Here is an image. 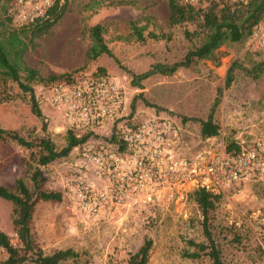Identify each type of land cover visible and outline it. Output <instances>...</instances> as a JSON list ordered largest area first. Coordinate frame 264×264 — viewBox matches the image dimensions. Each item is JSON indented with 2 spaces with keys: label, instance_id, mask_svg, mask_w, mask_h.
I'll list each match as a JSON object with an SVG mask.
<instances>
[{
  "label": "rangeland",
  "instance_id": "obj_1",
  "mask_svg": "<svg viewBox=\"0 0 264 264\" xmlns=\"http://www.w3.org/2000/svg\"><path fill=\"white\" fill-rule=\"evenodd\" d=\"M91 1L67 0L62 18L36 38L35 45L25 53L26 64L44 78L66 73L92 75L104 69L124 85L133 110L144 116L167 115L176 121L185 154L209 142L264 136V71L256 77L246 73V69L264 62L263 34L257 39L247 35L239 41L227 40L208 57L173 73L153 72L154 65H170L201 44V16L171 26L167 0H106L93 8ZM7 4L13 13L12 26L19 27L15 14L21 7L17 0ZM132 20L144 27V35L152 31L166 37L138 41L131 35ZM97 23L105 26L103 38L112 55L87 60L89 29ZM258 40L261 44L256 43ZM234 61L237 67L233 80L226 85V72ZM144 73L149 74L139 77ZM21 75L24 77V72ZM53 82L33 81L35 96L39 99L41 90ZM216 97L213 120L220 131L209 139L202 138L200 125L193 118L206 119ZM38 102L44 119L31 112L28 92L11 81L0 83V127L28 139L47 137L57 149L63 148L66 129L74 122L52 106ZM95 131H100L92 137L95 140L107 132ZM74 153L72 149L68 155L41 166L42 180L36 187L30 175L37 163L30 152L12 141L0 142V184L14 189L16 180L23 178L31 190L62 193L60 201L39 199L34 205L31 231L46 253L66 248L84 253L79 260L69 259L62 264H126L129 253L150 238L147 264H212L207 255L188 243H206L202 214L192 199V190L178 191L172 200L164 199L159 204L125 207L108 222L86 221L73 208L67 191ZM11 214V202L0 198V231L15 238ZM209 223L223 264H264V181L250 180L227 187L210 213ZM194 251H199L200 257L188 256Z\"/></svg>",
  "mask_w": 264,
  "mask_h": 264
},
{
  "label": "built area",
  "instance_id": "obj_2",
  "mask_svg": "<svg viewBox=\"0 0 264 264\" xmlns=\"http://www.w3.org/2000/svg\"><path fill=\"white\" fill-rule=\"evenodd\" d=\"M52 3L17 0L21 8L15 19L20 26L29 25ZM260 34L264 38V25L252 36L257 39ZM38 101L73 121L82 133L91 132L85 143L73 148L75 159L66 184L73 208L91 223L108 222L131 205L146 207L172 200L178 191L202 187L220 193L233 184L264 181V136L253 140L235 137V151H227V143L220 140L185 154L176 121L167 115L144 116L133 110L116 76L73 75L43 88ZM96 129L107 132L95 140L92 137L100 132Z\"/></svg>",
  "mask_w": 264,
  "mask_h": 264
},
{
  "label": "trees",
  "instance_id": "obj_3",
  "mask_svg": "<svg viewBox=\"0 0 264 264\" xmlns=\"http://www.w3.org/2000/svg\"><path fill=\"white\" fill-rule=\"evenodd\" d=\"M9 0H0V83L14 82L23 92L30 94L31 112L44 119L39 106L38 98L35 96L32 82L37 81H58L70 80L71 73L62 75H49L44 78L37 69L26 64L24 55L27 50L35 45V39L47 33L62 18L67 0H53L46 12L34 19L29 25L13 27V13L9 12ZM106 0H92L90 6L98 7ZM229 0H207L205 4H187L182 0H167L169 7L168 23L173 26L201 16V32L203 40L198 47L189 50L182 59L170 65L156 64L153 72L158 71L164 74L173 73L181 67H189L199 59L211 55L225 41H239L264 23V0H248L246 3ZM131 35L138 41H145L147 37L158 39L165 38L164 33L156 34L150 31L143 34L144 27L139 26L135 20L129 22ZM91 43L86 52L87 60H95L101 55L111 56V50L103 38L105 26L102 23L93 25L90 29ZM237 62H232L226 72V85L233 80V71ZM264 71V62L258 63L246 73L258 76ZM21 72H24L22 77ZM104 69H98L93 76L105 75ZM144 73L139 77H146ZM137 77V76H136ZM216 97L213 106L206 119L193 118L200 125L202 138H210L217 135L220 126L213 120V111L217 104ZM133 107V106H132ZM91 136V132H81L76 126L71 125L66 129V145L57 149L53 141L47 137L25 138L12 130L0 127V142L12 141L30 152L35 159L37 166L32 169L31 180L37 187L42 180L40 167L64 157L78 145L85 143ZM237 150L234 140L227 141V151ZM192 199L198 205L202 214V230L206 237V243H195L188 240V243L207 255L212 264H223L221 250L212 237L209 228L210 213L216 208L221 197L220 193L211 192L199 187L191 192ZM0 198L10 201L12 204L11 223L15 238L0 231V264H62L66 260H79L83 252L71 248L58 249L52 253H46L33 237L30 221L35 203L39 200L60 201V191L31 190L23 178L15 182L14 189H9L0 184ZM15 239V242H13ZM152 240L147 238L142 245L132 253H129L126 264H147ZM199 251L188 253L191 258L200 257Z\"/></svg>",
  "mask_w": 264,
  "mask_h": 264
}]
</instances>
